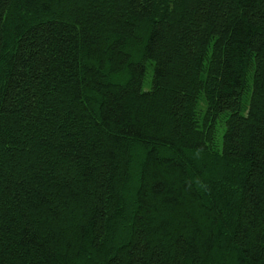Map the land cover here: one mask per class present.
I'll return each mask as SVG.
<instances>
[{
  "label": "trees",
  "instance_id": "trees-1",
  "mask_svg": "<svg viewBox=\"0 0 264 264\" xmlns=\"http://www.w3.org/2000/svg\"><path fill=\"white\" fill-rule=\"evenodd\" d=\"M0 264H264V0H0Z\"/></svg>",
  "mask_w": 264,
  "mask_h": 264
}]
</instances>
